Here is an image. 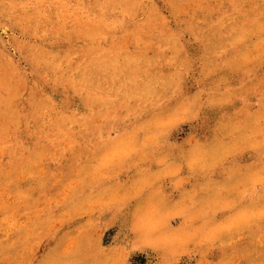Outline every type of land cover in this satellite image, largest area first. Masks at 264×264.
<instances>
[{"label": "rangeland", "instance_id": "1", "mask_svg": "<svg viewBox=\"0 0 264 264\" xmlns=\"http://www.w3.org/2000/svg\"><path fill=\"white\" fill-rule=\"evenodd\" d=\"M0 264H264V0H0Z\"/></svg>", "mask_w": 264, "mask_h": 264}]
</instances>
